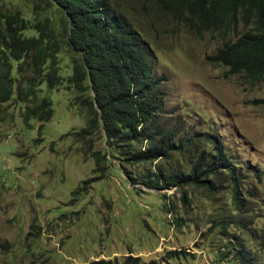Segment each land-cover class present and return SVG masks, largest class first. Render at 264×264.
I'll return each mask as SVG.
<instances>
[{
  "label": "rangeland",
  "instance_id": "rangeland-1",
  "mask_svg": "<svg viewBox=\"0 0 264 264\" xmlns=\"http://www.w3.org/2000/svg\"><path fill=\"white\" fill-rule=\"evenodd\" d=\"M109 1L148 42L155 71L167 78L161 120L176 139L193 135L206 152L213 146L200 141L205 135L223 144L238 166L241 206L223 170L209 176L211 187H149L158 167L187 172L192 153L124 161L101 124L89 127L92 113L79 98L88 93L68 82L75 53L60 9L48 0H0L2 12L17 10L27 22L24 36L55 48L61 78L52 88L38 86L52 102L46 121H25L29 102L15 92L0 103V264H264V104L254 102L264 98V81L252 84L208 59L242 25L236 33L199 34L155 0Z\"/></svg>",
  "mask_w": 264,
  "mask_h": 264
},
{
  "label": "trees",
  "instance_id": "trees-1",
  "mask_svg": "<svg viewBox=\"0 0 264 264\" xmlns=\"http://www.w3.org/2000/svg\"><path fill=\"white\" fill-rule=\"evenodd\" d=\"M48 1L66 19V42L75 53L68 82L81 95L88 93L79 98L92 113L89 127L95 129L101 124L109 148H118L128 163L156 159L169 162L173 151L192 153L194 161L191 160L187 172L176 167L169 171L158 167L155 179L146 182L147 185L168 188L194 183L211 187L209 176L223 170L227 179L235 182L233 197L240 208L235 173L238 166L223 144L215 136L205 135L200 141L213 146L211 152H206L199 142H194L193 135L176 139L177 132L169 130L165 119L161 120L168 93L167 78L155 71L151 47L128 19L109 0ZM155 1L159 9L182 18L199 34L208 30L228 33L239 20L245 27L252 22L250 30L236 36L234 41L224 42L208 59L226 66L230 74H241L252 84L264 81V0ZM42 26L38 21L35 28L42 31ZM26 28L27 22L19 11L0 10V103L15 92L18 100L29 102L25 121L31 117L46 121L52 116V102L40 94L38 86L42 82L49 88L60 84L54 60L56 50L49 44L45 46L40 37L24 36L22 32ZM13 63H17L22 79L12 75ZM254 102L264 104V98ZM137 142H145L147 147L137 149L134 146ZM197 148L200 151L195 156ZM99 155V151L93 152L97 161ZM98 167L104 169V166ZM104 263L94 260L89 264Z\"/></svg>",
  "mask_w": 264,
  "mask_h": 264
},
{
  "label": "clouds",
  "instance_id": "clouds-1",
  "mask_svg": "<svg viewBox=\"0 0 264 264\" xmlns=\"http://www.w3.org/2000/svg\"><path fill=\"white\" fill-rule=\"evenodd\" d=\"M239 24H241L242 25V27H243V31H240V34H238L237 35V37L239 36V35H241L242 33H244L245 31H248V30H250L252 27H253V23L252 22H250L249 24H248V26H244L243 25V23H242V21H238L237 22V24H236V27L235 28H230L231 29V31H229V32H233V33H236L237 32V30H238V26H239ZM236 38V37H235ZM235 40V39H234ZM233 40V41H234ZM239 75H241V74H239ZM263 81V80H262Z\"/></svg>",
  "mask_w": 264,
  "mask_h": 264
}]
</instances>
